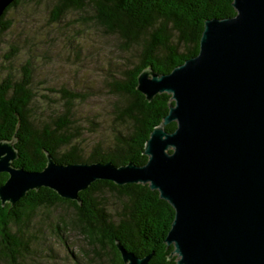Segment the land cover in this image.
<instances>
[{"label":"water","instance_id":"water-1","mask_svg":"<svg viewBox=\"0 0 264 264\" xmlns=\"http://www.w3.org/2000/svg\"><path fill=\"white\" fill-rule=\"evenodd\" d=\"M14 0H0V17ZM232 17L205 20L196 56L171 72L145 68L138 90L174 101L145 143L144 165L59 163L17 167L16 138L0 140L2 204L42 186L80 200L97 180L148 184L174 208L165 238L176 264H264V0H233ZM175 121L173 131L167 124ZM124 264H149L119 241Z\"/></svg>","mask_w":264,"mask_h":264},{"label":"trees","instance_id":"trees-1","mask_svg":"<svg viewBox=\"0 0 264 264\" xmlns=\"http://www.w3.org/2000/svg\"><path fill=\"white\" fill-rule=\"evenodd\" d=\"M38 0H14L0 17V35L13 26L12 10ZM90 8L94 21L105 32L119 38L124 49L134 51L136 61L120 71L109 83L113 96L114 119L112 138L95 142L87 150L80 142L83 132L75 119V103L80 93L61 88L62 110L46 120L37 115V92L33 87L31 62L22 65L20 75L0 72V140L16 138L19 158L17 167L43 170L47 153L59 163L108 162L123 165L133 162L144 165L145 143L155 126L168 114L174 101L169 93H158L152 100L140 92L138 75L145 68L161 74L171 72L186 59L196 56L205 20L234 16L233 0H54L50 15L60 20L71 10ZM15 49V46L11 47ZM11 59V57L9 58ZM175 121L166 129L173 131ZM9 177L0 173V186ZM115 195L121 206L115 208L104 201ZM80 200L61 197L55 190L42 186L30 190L15 205L0 200V257L9 264H18L29 252L32 233L29 225L36 222L38 210L56 209L55 232H77L85 241L83 254L87 263L74 255L75 264H124L116 245L119 241L138 256L151 254L149 264H176L173 245L165 238L172 225L175 210L158 190L148 184L118 185L110 180H97L80 191Z\"/></svg>","mask_w":264,"mask_h":264},{"label":"rangeland","instance_id":"rangeland-1","mask_svg":"<svg viewBox=\"0 0 264 264\" xmlns=\"http://www.w3.org/2000/svg\"><path fill=\"white\" fill-rule=\"evenodd\" d=\"M54 0H38L9 14L13 26L0 35V72L20 75L22 65L32 64L33 87L37 92V115L46 120L62 110L61 88L81 94L75 103V119L83 132L80 142L89 151L95 142L112 138L113 96L109 83L125 68L135 63L134 51L124 49L118 37L103 30L91 18L90 8L71 10L60 20L53 21L50 8ZM15 46V49L11 47ZM11 57V59H9ZM104 201L121 206L115 195L107 194ZM56 209H41L29 225L32 237L29 252L18 264H75L81 254L84 239L74 231L55 232ZM0 264H9L0 257Z\"/></svg>","mask_w":264,"mask_h":264}]
</instances>
